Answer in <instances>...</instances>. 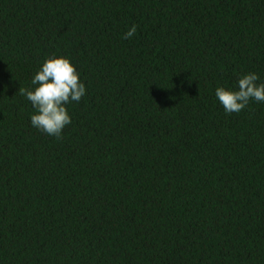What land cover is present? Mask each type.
<instances>
[{"label":"trees","instance_id":"trees-1","mask_svg":"<svg viewBox=\"0 0 264 264\" xmlns=\"http://www.w3.org/2000/svg\"><path fill=\"white\" fill-rule=\"evenodd\" d=\"M54 53L59 138L19 91ZM246 72L264 0H0V264H264V103L214 95Z\"/></svg>","mask_w":264,"mask_h":264},{"label":"clouds","instance_id":"clouds-1","mask_svg":"<svg viewBox=\"0 0 264 264\" xmlns=\"http://www.w3.org/2000/svg\"><path fill=\"white\" fill-rule=\"evenodd\" d=\"M136 33L132 25L123 34L131 39ZM255 72H246L238 77L234 87L218 85L215 98L226 114L239 113L249 101L264 103V82ZM31 87L19 89L32 105L29 120L32 127L50 137L59 138L63 129L71 123L67 105L79 103L86 94V86L70 58L62 54L46 56L33 74Z\"/></svg>","mask_w":264,"mask_h":264}]
</instances>
